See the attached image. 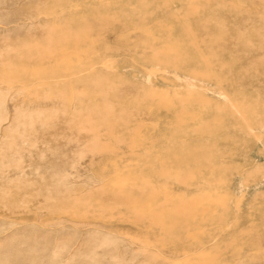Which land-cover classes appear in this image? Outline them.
Segmentation results:
<instances>
[{"label":"rangeland","instance_id":"1","mask_svg":"<svg viewBox=\"0 0 264 264\" xmlns=\"http://www.w3.org/2000/svg\"><path fill=\"white\" fill-rule=\"evenodd\" d=\"M0 264H264V0H0Z\"/></svg>","mask_w":264,"mask_h":264}]
</instances>
